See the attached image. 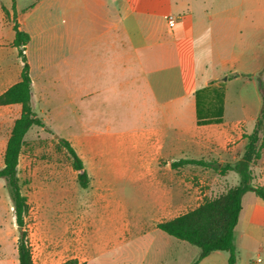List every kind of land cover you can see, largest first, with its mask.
Listing matches in <instances>:
<instances>
[{
  "label": "crops",
  "instance_id": "1",
  "mask_svg": "<svg viewBox=\"0 0 264 264\" xmlns=\"http://www.w3.org/2000/svg\"><path fill=\"white\" fill-rule=\"evenodd\" d=\"M78 2L80 30L75 38L70 31L54 33L55 26L50 24L51 21L46 23L49 17L45 16L58 4L65 11H72L75 0H29L24 6L16 0V16L19 15L16 20L20 30L27 32L32 41L36 39L40 48L28 63L32 101L34 91L39 92L41 83L46 82L43 74L48 68L49 92L55 93L59 91L58 87H64L80 102L79 108L74 110L85 118L81 122L79 139L92 156H131V181L164 188L167 194L169 182L153 181L148 177L152 166L159 172L161 159L166 160L165 170L168 171L195 166L173 168L172 164L180 159H218L214 161L221 165L235 163L241 158L247 144L244 135L253 131L262 105L256 77L264 71V0ZM12 5V0L9 3L0 0V95L21 80L24 66L13 44ZM4 9L9 12V18ZM170 15L178 17L173 29L167 24ZM65 41L73 46L77 43L81 49L84 44L92 50L100 47L102 53L95 57L102 63L95 77L78 75L73 78L60 68H52V47L65 48ZM44 49L48 51L47 59L42 53ZM237 81L253 85L254 100H247L240 110L234 108L230 112L229 85ZM205 88L223 92L224 110L220 123H198L197 92ZM115 93L118 97H127L135 112H131V129L110 133L102 131L101 122L94 117L98 112L97 109L95 112V101L100 95ZM19 107L21 115L22 106L18 104L0 106V109H12L6 112L13 114L19 113ZM71 128L67 126L63 131L70 135ZM237 143L239 148H236ZM84 166L87 170L85 162ZM251 169L255 183L264 186V148ZM136 173L140 176L135 177ZM221 177L231 178L236 183L240 180L235 172ZM223 182L227 184V181ZM187 188L192 189L188 193L193 198L197 188L195 192L192 187ZM250 193L242 199L243 209L235 228L238 262L264 264V250L258 248L262 243L256 244L264 231V203ZM191 196L186 195L187 203ZM246 198H250L247 205L244 203ZM228 259L229 253L216 251L200 264H228Z\"/></svg>",
  "mask_w": 264,
  "mask_h": 264
},
{
  "label": "rangeland",
  "instance_id": "2",
  "mask_svg": "<svg viewBox=\"0 0 264 264\" xmlns=\"http://www.w3.org/2000/svg\"><path fill=\"white\" fill-rule=\"evenodd\" d=\"M1 1L9 3V0ZM28 1L19 0V3L24 6ZM79 6L78 0H75L73 10L65 11L58 4L51 12H46L45 16L49 17L46 23L51 21L50 24L55 26L54 33L70 31L77 38L80 30ZM65 43L62 49L55 45L52 47V68H60L73 78L78 75L95 77L102 63L95 57L102 53L100 47L92 50L84 44L81 49L77 43L74 46L68 41ZM39 49L36 39H30L24 52L29 64ZM44 50L42 53L47 59L48 51ZM48 73L47 68L43 74L46 82L41 83L39 92L34 91L32 101L34 111L46 127H33L27 133L19 164L22 192L29 204L24 230L33 263L64 264L70 259L85 264L192 263L199 249L167 235L157 228V224L196 209L206 198L227 195L240 180L236 183L231 178L224 179L219 171L200 166L167 171L166 160L161 159L159 172L152 166L148 177L153 181L169 182L168 194L164 188L132 182L131 156L97 158L82 145L79 134L85 118L74 111L79 108L80 102L64 87H58V92H49ZM228 93L231 112L234 108L240 110L247 100L253 102L255 88L251 83L237 81L229 85ZM95 106V112L96 109L98 112L94 117L101 122L99 127L102 131L117 133L131 129V112L135 110L127 97H118L116 93L100 95ZM10 110L0 109V169L4 166L7 140L21 107L19 113L7 114ZM67 126L72 127L70 135L68 131H63ZM61 139L68 140L84 159L90 175L88 188L80 186L72 158L60 143ZM223 158L226 159V156ZM138 175L136 173L135 177ZM189 186L194 192L197 188L193 198L188 193L192 190L187 188ZM187 194L192 198L190 203L186 202ZM250 195L264 203L254 193ZM249 201L250 198H246L245 205ZM217 220L220 222L218 217ZM217 232L216 227L210 233ZM236 235L239 236V231ZM20 236L13 203L4 180L0 179V264H19L17 247ZM260 242L262 246L258 248L264 250V231L256 239V244Z\"/></svg>",
  "mask_w": 264,
  "mask_h": 264
},
{
  "label": "trees",
  "instance_id": "3",
  "mask_svg": "<svg viewBox=\"0 0 264 264\" xmlns=\"http://www.w3.org/2000/svg\"><path fill=\"white\" fill-rule=\"evenodd\" d=\"M14 11V46L24 63L21 80L0 95V106L18 104L22 106V112L15 120L4 153V166L0 169V179L5 182L9 196L15 210L18 227L25 229V217L29 212L27 196L22 192L19 177L20 156L25 145L27 133L33 127L45 128L42 118L38 117L32 107V79L30 65L27 62L25 48L30 42V35L20 30L16 20V0H12ZM6 18L9 12L4 9ZM258 89L262 99L261 109L256 120L253 131L245 134L247 140L245 150L241 158L235 163L219 164L216 161L203 159H180L172 164L173 168L186 165H195L203 168L218 170L221 175L235 172L240 177V183L232 188L227 195L216 198H206L203 204L196 209L188 211L178 217L157 224V228L180 241L189 243L199 249V255L190 264H200L203 259L216 251L229 253L228 264H239L238 250L235 243V228L238 225L241 211L243 209L242 199L247 192H253L264 201V186L255 183L252 164L261 156L264 148V71L256 77ZM204 97L206 100H204ZM199 98V99H198ZM199 101L197 108L198 123L211 124L220 123L223 115V92L205 88L197 92ZM60 143L65 147L72 158V166L78 175V182L82 188H88L90 178L85 169L84 162L76 152L71 143L61 139ZM217 217L220 222H218ZM218 228L216 234H211L212 228ZM18 263L34 264L30 244L27 241V233L24 230L18 240ZM64 264H85L77 259H70Z\"/></svg>",
  "mask_w": 264,
  "mask_h": 264
},
{
  "label": "built area",
  "instance_id": "4",
  "mask_svg": "<svg viewBox=\"0 0 264 264\" xmlns=\"http://www.w3.org/2000/svg\"><path fill=\"white\" fill-rule=\"evenodd\" d=\"M178 17L175 15H170L167 18V24L169 29H173V27L175 26V24L177 23Z\"/></svg>",
  "mask_w": 264,
  "mask_h": 264
},
{
  "label": "water",
  "instance_id": "5",
  "mask_svg": "<svg viewBox=\"0 0 264 264\" xmlns=\"http://www.w3.org/2000/svg\"><path fill=\"white\" fill-rule=\"evenodd\" d=\"M18 230H19L20 234L24 231V229L22 227H18Z\"/></svg>",
  "mask_w": 264,
  "mask_h": 264
}]
</instances>
